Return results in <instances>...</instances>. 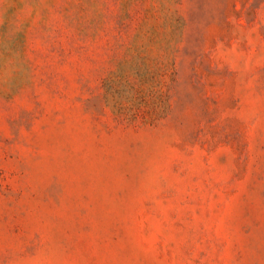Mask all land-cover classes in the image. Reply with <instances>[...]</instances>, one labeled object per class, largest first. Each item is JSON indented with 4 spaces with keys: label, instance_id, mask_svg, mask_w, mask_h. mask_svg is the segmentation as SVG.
Instances as JSON below:
<instances>
[{
    "label": "rangeland",
    "instance_id": "obj_1",
    "mask_svg": "<svg viewBox=\"0 0 264 264\" xmlns=\"http://www.w3.org/2000/svg\"><path fill=\"white\" fill-rule=\"evenodd\" d=\"M0 264H264V0H0Z\"/></svg>",
    "mask_w": 264,
    "mask_h": 264
}]
</instances>
